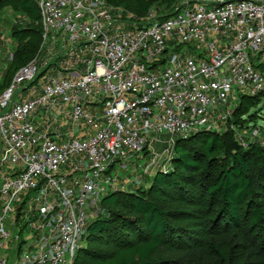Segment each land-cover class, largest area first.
Listing matches in <instances>:
<instances>
[{
    "label": "built area",
    "instance_id": "2783aa9c",
    "mask_svg": "<svg viewBox=\"0 0 264 264\" xmlns=\"http://www.w3.org/2000/svg\"><path fill=\"white\" fill-rule=\"evenodd\" d=\"M34 1L38 52L0 93V264H73L102 198L121 188L112 171L150 156V177L176 139L216 130L215 110L225 117L240 96L264 94V0H186L150 24L107 0ZM4 56L9 64L13 52ZM49 69L70 76L16 100ZM57 105L70 107L72 128L84 120L95 132L65 142L39 134L31 115ZM162 135L169 146L152 155Z\"/></svg>",
    "mask_w": 264,
    "mask_h": 264
},
{
    "label": "trees",
    "instance_id": "16d2710c",
    "mask_svg": "<svg viewBox=\"0 0 264 264\" xmlns=\"http://www.w3.org/2000/svg\"><path fill=\"white\" fill-rule=\"evenodd\" d=\"M4 2L0 0V6ZM107 2L130 10L131 0ZM145 2L139 0V14L145 11ZM15 6L36 27L12 31L18 48L9 63L14 67L0 89L36 56L40 45L35 1L15 0ZM262 98L263 94L240 96L232 115L235 122L254 123L251 112L261 106ZM262 106L264 110V101ZM100 205L103 214L88 226L73 264H186L192 255L203 264H264V147L260 143L243 147L233 134L209 130L178 138L164 169L134 190L107 193ZM234 244L241 248L237 260L231 259ZM180 248L187 252H179Z\"/></svg>",
    "mask_w": 264,
    "mask_h": 264
},
{
    "label": "rangeland",
    "instance_id": "374dc122",
    "mask_svg": "<svg viewBox=\"0 0 264 264\" xmlns=\"http://www.w3.org/2000/svg\"><path fill=\"white\" fill-rule=\"evenodd\" d=\"M3 4L0 6V37L6 38V40L9 42L10 47H3L1 41H0V50H2V53L0 54V84L3 81V78L5 75H7L8 71L12 69V67L9 65L5 58V54L8 51H15L18 48V44L15 40L12 39V31L14 30H30L35 26L33 23L24 15H22L15 6V0H4ZM186 0H160V1H152V0H146V9L143 13L139 14L137 8L139 5V0H131L130 2V10H126V12L130 15V17L134 20V22L140 23V24H150L152 22L157 21L159 18L165 15H169L172 12H174L180 5H182ZM190 1V0H187ZM25 42L30 41L29 39H25ZM51 56L42 55V61H46ZM7 64L9 67L3 71L4 65ZM7 65L5 67H7ZM57 74L53 72V69H49L45 74H43L37 82L27 90L22 91L21 97L19 96V91L21 89H17V98L16 100L26 99L29 96H38L40 94L41 88L43 85L46 84L52 77H56ZM7 87V84L4 85V88ZM0 89V93L4 89ZM264 95V94H263ZM35 96V97H36ZM238 101L233 103V105H230V114H225V117H223L220 114H217L218 112L215 110L214 114L216 113L214 120L216 123L215 126V132L216 133H229L233 134L236 141L243 147H246L248 143H260L262 145L264 143V110L262 109L264 98L260 100L259 108L255 109L253 114H255V122L254 123H247L243 122L238 125V122H235V119L233 118V112L235 110V107L238 105ZM246 119V117L243 118V120ZM253 131H258V136H253ZM170 142L169 136L162 135L158 137V141L153 143L150 147V150L152 151V155L160 156L164 153L165 149L168 148V144ZM149 157H145L144 159H136L135 164L132 166H129V168L124 171H112L111 175H113L116 179V185L118 187H121L120 190L124 191H131L135 188L144 185L145 180L147 179V175L142 174V168L145 164H147L150 160ZM5 172H8L7 169H5ZM154 174V173H153ZM150 175V177L153 176ZM22 219H24L22 217ZM22 225V221L20 220L19 226ZM12 234L15 233L14 230H10ZM181 250H178L179 252L186 253L187 249L180 248ZM241 248L238 244H234V246L231 249V259L237 260L240 257ZM187 261L190 260V262H186V264H203L197 256L192 255L190 258H186ZM185 259V260H186ZM94 264V263H93Z\"/></svg>",
    "mask_w": 264,
    "mask_h": 264
},
{
    "label": "crops",
    "instance_id": "0c3cea01",
    "mask_svg": "<svg viewBox=\"0 0 264 264\" xmlns=\"http://www.w3.org/2000/svg\"><path fill=\"white\" fill-rule=\"evenodd\" d=\"M53 50V54L57 52L60 53V49H58L57 47H55ZM53 72L60 77L70 76L68 73H65L63 71L59 73H57L56 71ZM31 98L32 96H29L24 100H28ZM97 106V104L94 105L87 101L85 103V112L90 115H96L99 113V107ZM69 112L70 107L63 105H57L56 107L50 109L39 107L31 115L30 122L39 134H47L48 136L53 138V135L55 134V132H57L59 135V142H65L72 136H74L75 139H83L95 132L96 129L88 127V125L85 124L84 120H81L75 128H72L68 122Z\"/></svg>",
    "mask_w": 264,
    "mask_h": 264
}]
</instances>
